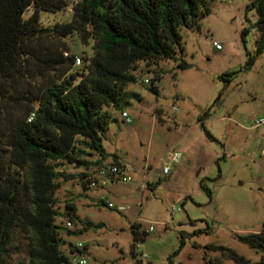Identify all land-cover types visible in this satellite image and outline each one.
Masks as SVG:
<instances>
[{"label":"trees","instance_id":"1","mask_svg":"<svg viewBox=\"0 0 264 264\" xmlns=\"http://www.w3.org/2000/svg\"><path fill=\"white\" fill-rule=\"evenodd\" d=\"M214 1L0 0V264H73V255L83 254L85 248H77L64 233H84L104 224L83 220L69 201L61 212L57 193L62 183L79 177L84 189L92 188L102 169L124 167L119 155L104 146L115 119L111 109L127 112L129 99H140L128 87L145 68L153 69L149 89L158 95L156 82L166 73L158 69L161 62L174 60L178 68L190 67L183 58L178 61L185 53L181 30H200ZM70 7L68 21L49 25L43 20V14ZM251 12L257 15L253 26L260 34L255 53H248L240 71L250 70L264 52V0L246 6L249 21ZM248 31L245 27L242 32L244 40ZM79 43L91 52L77 55ZM238 72H225L221 78L231 83ZM210 113L201 118L203 126ZM67 165L82 171L68 174ZM60 217L81 223L82 230L58 223ZM131 232L136 255L137 244L150 231L135 222ZM236 237L261 252V258L252 261L222 244L206 247L236 264H264V223L261 231ZM207 264L223 263L210 258Z\"/></svg>","mask_w":264,"mask_h":264},{"label":"rangeland","instance_id":"2","mask_svg":"<svg viewBox=\"0 0 264 264\" xmlns=\"http://www.w3.org/2000/svg\"><path fill=\"white\" fill-rule=\"evenodd\" d=\"M250 1L212 2L200 30H181L185 53L178 55V61L183 58L190 67L178 68L174 60L161 62L158 69L166 73L156 82L158 95L143 83L154 77L153 69L145 68L138 82L128 87L140 94V99L131 97L125 109L130 122L121 110L111 109L115 119L110 121L104 146L119 155L132 181L88 189L79 177L62 183L57 193L61 212L69 201L83 220L104 224L84 233H64L74 244H84L79 259H87V264H138L140 260L207 264L210 258H219L223 264H236L220 251L207 249L209 244L226 245L252 261L261 258V252L236 237L261 231L264 223V124H256L264 117V52L250 70L240 71L248 53H255L260 34L253 26L256 13L249 14L251 21L246 17ZM71 15L70 7L42 17L52 25L70 20ZM245 27L249 31L244 40ZM74 52L82 56L91 48L79 43ZM228 71H239L231 83L221 78ZM221 93V102L213 106ZM210 109L203 126L201 118ZM171 151L182 156L170 163L171 171L165 174ZM112 161V157L107 160ZM65 169L68 174L82 171L73 165ZM66 222L67 218H58V223ZM135 222L145 229L154 227L137 244L136 255L131 232ZM82 227L78 223L72 230ZM63 248L68 252L67 246Z\"/></svg>","mask_w":264,"mask_h":264},{"label":"built area","instance_id":"3","mask_svg":"<svg viewBox=\"0 0 264 264\" xmlns=\"http://www.w3.org/2000/svg\"><path fill=\"white\" fill-rule=\"evenodd\" d=\"M214 45L218 49L222 48V45L219 42H217V41H214ZM77 60L80 61V63H81V58L80 57H78ZM144 82L146 84H149L151 82V80L149 78H147ZM122 115H123L124 118H126L127 122L131 121V118H130V115H129L128 112H123ZM256 124L257 125H263L264 124V117L259 119V120H257ZM181 156H182L181 153L178 152V151H171L169 153V162H168L169 164L164 167V173L165 174H169L170 171H171L170 163L179 161L181 159ZM125 171H126L125 167H121V166H117V165H109L108 168L102 169L100 171V173L97 175L98 178H99L98 179V181H99L98 184H101V185L104 186V185H106V184H108L110 182H116V181L130 182V181H132V177L127 175ZM93 184H95V183H93ZM107 204H108V207H110V208L115 207L114 204L111 203V202H109ZM173 208H175V207L173 206ZM120 209L124 210L125 208L121 207ZM67 225L70 228H73L75 224H74V222L68 220ZM153 230H154L153 226H150V228L148 229V231H150V232L153 231ZM76 247L79 248V249H83L84 248V244L82 242H80V243L76 244ZM142 256H143V258H147L146 254H143ZM72 262H73V264H87V259H79L77 257V254H75L72 257Z\"/></svg>","mask_w":264,"mask_h":264},{"label":"water","instance_id":"4","mask_svg":"<svg viewBox=\"0 0 264 264\" xmlns=\"http://www.w3.org/2000/svg\"><path fill=\"white\" fill-rule=\"evenodd\" d=\"M138 264H143V263L140 261V262H138Z\"/></svg>","mask_w":264,"mask_h":264},{"label":"crops","instance_id":"5","mask_svg":"<svg viewBox=\"0 0 264 264\" xmlns=\"http://www.w3.org/2000/svg\"><path fill=\"white\" fill-rule=\"evenodd\" d=\"M140 261H142V260H140ZM140 261H139V262H140Z\"/></svg>","mask_w":264,"mask_h":264}]
</instances>
